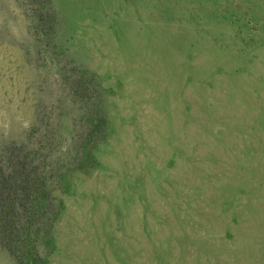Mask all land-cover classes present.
<instances>
[{
	"label": "rangeland",
	"instance_id": "obj_1",
	"mask_svg": "<svg viewBox=\"0 0 264 264\" xmlns=\"http://www.w3.org/2000/svg\"><path fill=\"white\" fill-rule=\"evenodd\" d=\"M37 175L0 264H264V0H0V183Z\"/></svg>",
	"mask_w": 264,
	"mask_h": 264
},
{
	"label": "built area",
	"instance_id": "obj_2",
	"mask_svg": "<svg viewBox=\"0 0 264 264\" xmlns=\"http://www.w3.org/2000/svg\"><path fill=\"white\" fill-rule=\"evenodd\" d=\"M11 179L5 187L0 183V217L5 220L8 241L15 234L9 233L10 226L21 233H17L20 237L44 236L52 230L61 211L58 194L66 190V175Z\"/></svg>",
	"mask_w": 264,
	"mask_h": 264
}]
</instances>
